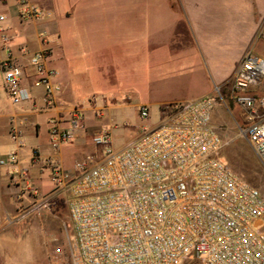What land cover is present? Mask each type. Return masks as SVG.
Returning <instances> with one entry per match:
<instances>
[{"label": "crops", "instance_id": "0c3cea01", "mask_svg": "<svg viewBox=\"0 0 264 264\" xmlns=\"http://www.w3.org/2000/svg\"><path fill=\"white\" fill-rule=\"evenodd\" d=\"M33 2L44 17L21 22L18 0H0L5 18L0 64L6 57L4 32L22 67L21 86L30 93L27 101L13 105L0 68V158L11 152L18 156L16 164L0 166V264H46V246L32 236L50 224L49 196L63 193L67 207L69 199L49 181L46 160L70 171L86 155L100 159L92 137L101 129L110 128L113 148L121 149L138 135L118 129L117 122L132 118L139 107L146 106L149 117L159 121L166 105L210 95L233 77L247 51L264 58V0ZM39 51L46 52L58 86L53 106L46 104L42 88L33 87L37 76L28 58ZM77 106L81 128L72 142L53 150L49 121L66 127Z\"/></svg>", "mask_w": 264, "mask_h": 264}, {"label": "built area", "instance_id": "2783aa9c", "mask_svg": "<svg viewBox=\"0 0 264 264\" xmlns=\"http://www.w3.org/2000/svg\"><path fill=\"white\" fill-rule=\"evenodd\" d=\"M18 5L21 22L44 17L33 0H18ZM10 42L3 32L6 57L0 68L5 92L18 105L30 93L21 86L22 67ZM28 65L37 76L33 87L42 88L46 104L53 106L58 86L46 66V52L31 54ZM263 83L264 58L247 51L231 91L243 113L241 133L264 168V95L258 93ZM214 90L213 95L166 105L157 126H143L121 149L113 148L110 128L101 129L92 137L100 159L86 155L70 171L46 160L49 181L69 195L72 226L66 251L53 250L47 264H264V197L219 157L222 141L212 125L219 90ZM101 115V110L95 112L97 118ZM138 116L148 119V108L139 107ZM82 121L78 106L64 128L51 119L53 150L72 142ZM10 137L18 139L14 128ZM17 162L15 152L0 158V166Z\"/></svg>", "mask_w": 264, "mask_h": 264}, {"label": "rangeland", "instance_id": "374dc122", "mask_svg": "<svg viewBox=\"0 0 264 264\" xmlns=\"http://www.w3.org/2000/svg\"><path fill=\"white\" fill-rule=\"evenodd\" d=\"M231 80L232 77L215 87L219 90V96L216 97L212 113V125L222 141L219 157L235 174L257 188L264 197V168L252 147L241 133L244 126L243 113L234 102V94L231 91ZM214 89L210 95H213ZM258 93L264 95V83L258 89ZM162 117L163 114L161 113L159 121L150 117L146 120H141L136 112L132 115V118L126 117L124 118L125 120H119L117 128L133 131L134 137H136L141 133L143 126L155 127L162 121ZM133 139L130 138L127 141ZM50 186L54 187L51 183ZM49 198L51 211L49 216L51 220L50 224L48 227H44V230L40 233L32 236L33 242L37 243V240H42L46 246V251L43 250L47 253L46 259L56 248L66 251L67 239L72 234L66 195L54 192ZM57 226H59L60 230H58Z\"/></svg>", "mask_w": 264, "mask_h": 264}]
</instances>
